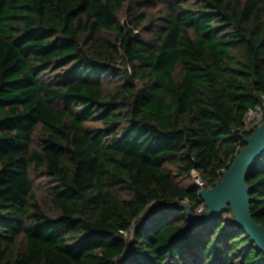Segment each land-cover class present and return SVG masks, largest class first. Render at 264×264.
Instances as JSON below:
<instances>
[{"label":"trees","instance_id":"16d2710c","mask_svg":"<svg viewBox=\"0 0 264 264\" xmlns=\"http://www.w3.org/2000/svg\"><path fill=\"white\" fill-rule=\"evenodd\" d=\"M160 1L0 0V264H264L182 209L254 132L264 0ZM247 184L264 227V156Z\"/></svg>","mask_w":264,"mask_h":264},{"label":"water","instance_id":"95a60500","mask_svg":"<svg viewBox=\"0 0 264 264\" xmlns=\"http://www.w3.org/2000/svg\"><path fill=\"white\" fill-rule=\"evenodd\" d=\"M245 146L231 167L223 173L220 183L213 188L203 187L201 196L207 210L201 215L190 206H183L192 227L207 225L212 219L221 217L229 209L233 213V225L248 235L264 253V227L257 224L251 213V187L247 178L253 167L264 156V122L251 136H245Z\"/></svg>","mask_w":264,"mask_h":264},{"label":"built area","instance_id":"2783aa9c","mask_svg":"<svg viewBox=\"0 0 264 264\" xmlns=\"http://www.w3.org/2000/svg\"><path fill=\"white\" fill-rule=\"evenodd\" d=\"M264 122V95L261 96V102L254 108H250L245 117V128L248 131H255ZM195 182L201 187H205L204 181L193 172ZM203 206L197 210V213L203 212Z\"/></svg>","mask_w":264,"mask_h":264},{"label":"rangeland","instance_id":"374dc122","mask_svg":"<svg viewBox=\"0 0 264 264\" xmlns=\"http://www.w3.org/2000/svg\"><path fill=\"white\" fill-rule=\"evenodd\" d=\"M160 3H161L160 0H155V4H156V5H159L158 8L161 7V6H160ZM98 125H99V124L90 123V124H87L86 126H87V127H97ZM39 132H40V131H39ZM192 176H193V182H194V181H195L194 174H192ZM43 183H44L43 180H39V179L37 178L36 185L40 187V190H41V191H44V190H45V186H44ZM204 206H205V205H204ZM203 208L207 210L206 206L203 207ZM204 209H203V210H204ZM206 210H205V211H206ZM224 217H225L226 219H229L230 216L225 215Z\"/></svg>","mask_w":264,"mask_h":264}]
</instances>
